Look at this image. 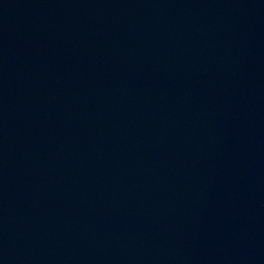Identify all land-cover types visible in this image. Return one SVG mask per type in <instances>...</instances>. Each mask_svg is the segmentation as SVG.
I'll return each mask as SVG.
<instances>
[{
    "label": "water",
    "instance_id": "95a60500",
    "mask_svg": "<svg viewBox=\"0 0 264 264\" xmlns=\"http://www.w3.org/2000/svg\"><path fill=\"white\" fill-rule=\"evenodd\" d=\"M0 264H264V0H0Z\"/></svg>",
    "mask_w": 264,
    "mask_h": 264
}]
</instances>
